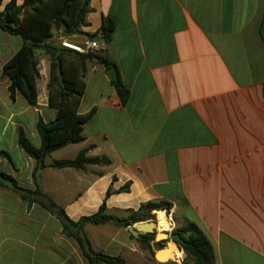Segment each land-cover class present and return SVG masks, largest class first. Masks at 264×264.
<instances>
[{"label": "crops", "instance_id": "0c3cea01", "mask_svg": "<svg viewBox=\"0 0 264 264\" xmlns=\"http://www.w3.org/2000/svg\"><path fill=\"white\" fill-rule=\"evenodd\" d=\"M90 7L81 30L99 38L104 19L114 22L104 55L130 96L124 104L104 63H87L79 113L94 114L83 126L85 140L50 153L46 164L87 148L88 157L111 164L48 167L37 174L43 192L74 221L105 202L107 216L121 220L142 204L168 202V215H149L164 213L171 226L195 224L215 264H264V0H91ZM23 45L0 28V152L8 154L0 169L36 190V162L19 146V130L39 148L38 122L54 121L58 109L49 102L51 67L42 53L37 105L19 90L12 101L3 69ZM107 223L83 226L96 251L128 264H184V250L157 261L128 227ZM0 264L89 263L55 213L30 205L0 177Z\"/></svg>", "mask_w": 264, "mask_h": 264}, {"label": "trees", "instance_id": "16d2710c", "mask_svg": "<svg viewBox=\"0 0 264 264\" xmlns=\"http://www.w3.org/2000/svg\"><path fill=\"white\" fill-rule=\"evenodd\" d=\"M90 3L91 0H25L23 4L19 5L17 0H11L3 10H0V28L10 35L21 37L24 41L20 51L3 69V75L11 80L9 90L12 101H15L16 91L19 90L30 105H37V81L40 78L39 61L41 59L39 54L42 53L49 57L51 67L48 84L49 102L58 109L54 121L47 124L40 118L38 122L37 128L41 137L39 148L28 140L22 129L19 130V146L36 162L33 174L36 190L20 186L15 178L4 173L1 169L0 177L9 182L11 188L30 205L36 202L55 213L63 224L64 234L76 240L89 264H128L122 256H112L96 251L83 231L84 224H98L102 218L107 217L106 202L96 214L74 221L63 208L57 206L43 192L38 182V172L48 167L84 169L88 164H111V160L106 157H88L87 153L90 148L80 151L75 159L59 160L51 165L46 164V157L50 153L85 140L83 126L94 114V111L86 114L79 113V105L86 90L87 63L96 58L104 63L106 68L114 65L105 58L104 54H83L52 43L54 31L61 29H64V37L71 35H87L90 39L97 37L85 34L81 30L88 24L87 15L92 11ZM2 4L3 0H0V8ZM114 29V22L105 18L101 32L104 44L107 45L111 41ZM36 49H38L37 52ZM112 83L125 104L130 96L129 89L120 78ZM3 157H8V154L0 152V159ZM127 191H129V185L120 189V192ZM111 194L112 190L109 189L107 198ZM171 208L172 204L168 202L142 204L139 211L133 212L127 219H124V223L120 226L127 228L138 222L150 221L153 216L149 215V212L166 211L170 213ZM173 233L179 234L184 240L181 244L186 254L184 264H215L213 247L195 224L188 223ZM154 240L155 233L140 236L142 246L152 258H154V250L150 243ZM162 243L160 242V244Z\"/></svg>", "mask_w": 264, "mask_h": 264}, {"label": "water", "instance_id": "95a60500", "mask_svg": "<svg viewBox=\"0 0 264 264\" xmlns=\"http://www.w3.org/2000/svg\"><path fill=\"white\" fill-rule=\"evenodd\" d=\"M262 34L264 37V23L262 26ZM95 40L101 41V42L104 41L103 39H99V38H96ZM37 51H38V49H36V52ZM107 72H108V75H109L111 80L117 79V70L114 66L109 68ZM107 222H114V223L119 224V225L124 223V221L121 220L120 218H116L113 216L104 217L99 221V223H107ZM128 230L131 233V235H133L136 238H139L141 235H145V234H149V233H155V231L157 230V223L154 221L140 222V223H136L134 226L133 225L128 226ZM164 235H166V234H164ZM169 239L177 245V249L179 250V252L182 253L183 248H182L181 244L184 242L183 238L179 234L171 233V234H169ZM161 241L162 240H156V242H158V243H160ZM170 244H171L170 242H166V246L159 247L157 250H155L154 251V259L157 260L158 251H160L163 248H168L170 246Z\"/></svg>", "mask_w": 264, "mask_h": 264}, {"label": "rangeland", "instance_id": "374dc122", "mask_svg": "<svg viewBox=\"0 0 264 264\" xmlns=\"http://www.w3.org/2000/svg\"><path fill=\"white\" fill-rule=\"evenodd\" d=\"M64 34V32L62 31V32H59V31H55V33L53 34L54 36H55V38L54 39H52V43L53 44H55V45H58V46H62V44H60V42H62L61 40L59 41V37H61L62 35ZM164 212H166V211H164ZM153 214H155V215H153V218L150 220V221H154V222H156L157 223V230L155 231V240L154 241H152L151 243H150V245H151V247H152V250H157L159 247H163L165 244H166V242H170V243H172V241L169 239V233H173L175 230H177L178 228H180L182 225L181 224H175V225H173V226H170V228L168 229V230H164L163 228H161L160 227V225L158 224V218H159V215H157V212H153ZM166 214L168 215V212H166ZM165 214V215H166ZM158 216V217H157ZM173 218H171V222L172 223H174L175 222V220H174V222H173ZM108 224V226H115V223H113V222H109V223H107ZM166 234V235H164V234ZM92 235V237H93V239H94V241L95 242H97V239H98V237H96L95 235H93V234H91ZM160 235H164V238L163 239H159V236ZM156 240H162L161 242H163L162 244H160V243H156L155 241ZM162 245V246H161ZM151 256V255H150ZM170 258H174L173 256H171V254H169L167 257H165L164 259H162V258H160V261L161 262H165V261H167V260H169Z\"/></svg>", "mask_w": 264, "mask_h": 264}, {"label": "built area", "instance_id": "2783aa9c", "mask_svg": "<svg viewBox=\"0 0 264 264\" xmlns=\"http://www.w3.org/2000/svg\"><path fill=\"white\" fill-rule=\"evenodd\" d=\"M99 39H101V37H99ZM62 46L83 54H104L106 49V44H104V42L95 39L88 41L84 46L71 45L67 42H62Z\"/></svg>", "mask_w": 264, "mask_h": 264}, {"label": "bare ground", "instance_id": "6f19581e", "mask_svg": "<svg viewBox=\"0 0 264 264\" xmlns=\"http://www.w3.org/2000/svg\"><path fill=\"white\" fill-rule=\"evenodd\" d=\"M170 222H171V220H169L168 217L164 213H161L159 215L158 224L164 230H168L170 228V226H171ZM163 238H164V235L159 236V239H163ZM176 250H177V246L175 245V243L172 242L168 248H165V249L158 251L157 260L160 261V258L164 259L165 257H167V254H169V253H171V254L174 253L172 255L174 257V259L179 257V255L177 253L175 254Z\"/></svg>", "mask_w": 264, "mask_h": 264}]
</instances>
